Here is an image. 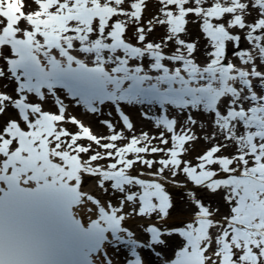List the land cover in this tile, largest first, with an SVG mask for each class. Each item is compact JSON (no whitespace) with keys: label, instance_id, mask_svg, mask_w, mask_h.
I'll return each instance as SVG.
<instances>
[{"label":"snow or ice","instance_id":"obj_1","mask_svg":"<svg viewBox=\"0 0 264 264\" xmlns=\"http://www.w3.org/2000/svg\"><path fill=\"white\" fill-rule=\"evenodd\" d=\"M121 246L264 264V0H0V264Z\"/></svg>","mask_w":264,"mask_h":264}]
</instances>
